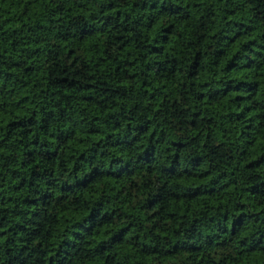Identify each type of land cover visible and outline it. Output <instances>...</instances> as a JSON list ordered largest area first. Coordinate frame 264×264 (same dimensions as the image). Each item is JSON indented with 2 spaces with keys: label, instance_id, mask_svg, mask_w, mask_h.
I'll return each instance as SVG.
<instances>
[{
  "label": "trees",
  "instance_id": "1",
  "mask_svg": "<svg viewBox=\"0 0 264 264\" xmlns=\"http://www.w3.org/2000/svg\"><path fill=\"white\" fill-rule=\"evenodd\" d=\"M0 264H264V0H0Z\"/></svg>",
  "mask_w": 264,
  "mask_h": 264
}]
</instances>
